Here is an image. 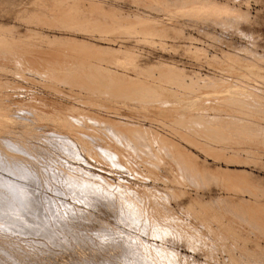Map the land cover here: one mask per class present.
Returning <instances> with one entry per match:
<instances>
[{"label": "rangeland", "instance_id": "rangeland-1", "mask_svg": "<svg viewBox=\"0 0 264 264\" xmlns=\"http://www.w3.org/2000/svg\"><path fill=\"white\" fill-rule=\"evenodd\" d=\"M64 47L85 51L94 64L129 81L161 87L171 102L186 104L183 116L168 121L137 96L121 103L93 93L99 98L92 94L90 105L89 94L37 71L21 74L9 60L16 52ZM0 89V105L8 110L36 102L59 121L95 114L153 140L121 146L120 163L106 149L79 146L71 153L50 142L47 156L35 155L38 180L0 165V179L30 184L54 231L36 233L32 216L27 231L18 230L24 222L0 224L11 244L0 245V264L27 261L28 253L46 264H138L132 249L158 253L162 264H264V107L242 108L228 98L241 91L248 105L264 104V0H0ZM241 125L249 131L239 132ZM156 136L180 145L202 177L172 163ZM64 171L93 179L99 193L76 190ZM106 182L120 204L101 196ZM129 202L154 216L148 229L125 220Z\"/></svg>", "mask_w": 264, "mask_h": 264}, {"label": "bare ground", "instance_id": "bare-ground-1", "mask_svg": "<svg viewBox=\"0 0 264 264\" xmlns=\"http://www.w3.org/2000/svg\"><path fill=\"white\" fill-rule=\"evenodd\" d=\"M64 21H66V19H63V24L66 23ZM60 24L62 23L60 22ZM70 48L64 47L63 50L56 48L58 51L60 50V52L52 51V50L41 51V52L30 51L31 52L30 54H27L26 52L21 51L18 53L16 52V54L14 53V55L10 57L9 60H11L12 62L16 64V69L21 74L25 75L28 72L37 71V72L42 73L44 79L46 78L45 80L51 83L65 84L71 87H75L76 89H78L79 91L83 93L89 94L90 99L88 100L86 99V100H87V104H90V105L95 104L93 100L94 99L93 95H95L96 93L97 94L100 93L99 96L103 94L104 95L103 98L106 100L113 101V102H121V103L129 102L130 97L133 98L137 96V98L139 99L143 98L144 101L145 100L151 101V107L154 110L153 112H156L157 114L162 115V117H169V119H167L168 121L171 118H175V117L181 118L183 116V115L180 116L179 110L181 108H184L186 104L179 103V102L177 103L171 102L170 101L171 96L165 94L164 90L161 87L155 86L149 83H141L139 81H129L126 77L118 75L114 72H111L107 67H103L101 63L98 65L94 64L92 61H90V56H88V54L85 51L81 49H77V48L76 49H70ZM108 64H110V62H108ZM176 78L177 77H175V79ZM218 85H219L218 87H220V84ZM225 85H227V83ZM214 86H213V89H214ZM234 86L232 87L234 88ZM221 87L223 88V86ZM214 91L215 90H213V92ZM196 92H200V91L196 90L195 93ZM200 93L198 94L200 95ZM203 93H208V91L206 92L203 91ZM231 94L233 96L232 97L229 96L228 98L234 99L233 101H237L236 103L239 102L241 106L247 105L253 108H261V109L262 107H264V104H258L259 102L257 103V101L250 103L251 105H248L247 103H245L247 100L245 96L247 95L244 96L243 93H241V91H231ZM226 97L227 96H225V99H227ZM168 98L169 100H167ZM187 98H189V96ZM215 99H211V100L214 101ZM218 99H220V97ZM225 99H222V100L220 99V100L222 102ZM221 102L219 103L221 104ZM144 103H148V102H144ZM197 105L199 106V102L197 103ZM204 108L206 107L204 106ZM8 109L0 105V165H3V167L5 166V169L7 167L8 170L12 169L16 172L26 173L28 178L29 176L31 177V180L32 179L36 180L38 178V177L36 178V175H37L36 173L39 171L38 170L39 168L37 167V163H38L37 158L40 157V155L43 158V154H46L47 156V154L51 152L50 148L48 147V146H51L50 142H53L52 144H56L57 147L58 146L68 147L71 153L74 152L79 146L82 148H85L86 150H90L89 148H97L102 151L103 149H106L108 150L109 156L110 157L112 156L114 158V161L117 163L121 162L122 160L121 157L123 156L122 154L123 152L120 149L121 146H124V145L128 146L129 141L135 142L140 145L144 144V145H149V146L151 142V141L150 142L147 141L142 136V133L138 128H131V126L127 124L117 122V121H112L110 119H104V118H101L99 115H95V114L87 113L84 120H81V121L80 119L74 118V117H70L63 121H59L53 116V114L49 112H45L42 108H40V105L37 104L36 102L35 103L26 102V103H23L22 105L18 103L17 105H13L12 110H8ZM247 112H252V111H250L249 109V111ZM260 114H263L264 116V111L262 110ZM187 117L188 116H184L183 119H186ZM177 118L175 120H177ZM29 121H31L32 123H30ZM44 121H49V122L44 124ZM206 123L208 124L209 120H207ZM87 124H92V126H87ZM40 127L42 128L46 127V128H44V130H41ZM248 128H249L248 125H241L238 127V130L241 133H246L249 131ZM206 129H207L206 127H202L201 132L202 133L207 132ZM250 130L255 131V129H250ZM256 132L258 133H256L255 135L260 136L258 129H256ZM240 138H241V135H240ZM151 143H153V140ZM154 143H158L159 145H161L165 149V151L168 153L170 159L172 158V163L177 164L180 169H185L188 172V174L190 175L193 174L195 178L197 179L202 177L203 173H201V171H199L192 164V160L190 156L184 152V150L180 147V145H177L173 142H169L168 140L160 136H156V139H154ZM150 152H152V150ZM35 155H37L36 156L37 158L35 157ZM93 155L99 156V154L97 153H94ZM32 157H35L36 159ZM34 160L35 161L37 160L36 161L37 163ZM33 173L36 174L35 177L32 176ZM72 173L74 172L72 171ZM65 174H66L65 178L67 180H73L72 182L75 181L74 183H76L75 184L76 190L86 187L89 191H95L99 193L98 192L99 187L96 181H94L93 179H83L82 176L74 175V174H71L70 172H66ZM1 179H0V224L6 223V224H9L8 226H10L11 228L12 227L15 228V226H17L16 225L17 222H24L23 226L19 228L18 230L27 231V229L30 226H27L25 223L27 219L33 218L32 222L34 223L33 227L36 233H40L43 235H46L48 233L50 234L54 233L53 230L49 229L50 225L47 223L46 219L45 218L43 219L42 215L40 214L43 209L41 206H39V203L36 199L35 194L32 192L31 187L29 188L30 184L27 185L28 187H25L22 185H18L17 183L14 184L13 182L12 183L6 182L4 179L2 180ZM103 184L104 185H102V187L105 190L104 192H101L102 193L101 196L104 195L106 197L104 199H107L108 205H117L120 202V199L117 198L118 196H115V194H112L110 192L111 186L107 182ZM7 192H9L8 196L10 194L9 198H5L7 196L5 193ZM3 196L5 197L3 198ZM142 201L143 200L140 199L139 201L140 204L142 203ZM124 209L128 213L125 220L129 221V223L137 224L138 226H139L138 224L139 221L144 223V224L140 223L141 225H143V226L140 225L142 229H148V227L150 226L149 224L152 223L153 220H155L154 216L151 213H148L149 209L147 208L145 210L140 209L139 207H136L135 205L133 206L129 202V206L123 208V210ZM30 216H32V218ZM35 218L38 219L37 222H35ZM142 218L144 220H142ZM18 219H20V221ZM152 225L155 229V232H157L158 227L156 226V224H152ZM1 227L2 229L7 228V227H3L2 225H0V228ZM135 242L136 240L134 238L129 239V248ZM0 245H4V246L11 245L8 235H6L5 233L0 234ZM110 246L113 247L112 245ZM112 249L115 250L116 247ZM142 250L132 249V252L135 255L136 262L138 264H162L160 263V260L157 259V257H159L157 256L158 253L148 257L144 255V252ZM148 252H150V250ZM28 254H29V258L27 261L21 260L18 257H16L19 261V264H46L45 263L46 261L43 262V260L40 259L37 255H34L32 253H28ZM155 259L156 261H159V262L155 263ZM55 260L60 261L61 259L58 256V258L56 257ZM50 264H52V262Z\"/></svg>", "mask_w": 264, "mask_h": 264}]
</instances>
